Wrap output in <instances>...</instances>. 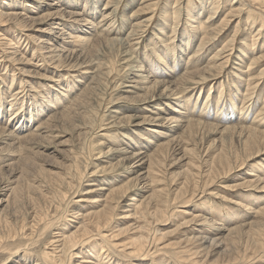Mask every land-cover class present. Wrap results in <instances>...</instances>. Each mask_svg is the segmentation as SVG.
I'll list each match as a JSON object with an SVG mask.
<instances>
[{
  "label": "rangeland",
  "instance_id": "374dc122",
  "mask_svg": "<svg viewBox=\"0 0 264 264\" xmlns=\"http://www.w3.org/2000/svg\"><path fill=\"white\" fill-rule=\"evenodd\" d=\"M88 1L91 4L89 3L87 8L100 3L101 8L105 2ZM154 1L116 0L119 6L113 28L122 32L118 31L111 36L121 37L131 31L132 26L127 23V19L133 13V23L138 22L134 19H147L150 11L146 5L148 7V4ZM165 1H160L154 20L148 23V31L144 35L142 32L143 36L139 35L140 42L131 45V49L126 48L120 40L111 41L110 44L105 37L111 36L105 35L96 39L84 53L77 50L61 54L63 56L60 60L56 58L54 65L51 61V65L48 62L41 67L29 64L32 73H27L28 77L18 74L15 76L16 91L22 89L19 84L20 79L24 78L25 93H22L26 98L23 105L17 102L18 104L13 106L14 110L10 111L8 110L11 104L5 102V108L3 99L4 112L0 115V264H5L9 259H12L9 264H194L192 259L199 260L201 264H232L237 261L244 263L249 258H253L250 264H264V212H255L251 208L254 201L259 205L258 210L264 207V190L246 181L250 179L248 173L252 172L253 168L254 173H264V152L245 161L257 152L258 148L254 145L246 146L248 132L241 130L248 127L264 130V115L261 118L258 116L261 111L264 112V30H259L260 25L264 24V19L260 18L264 14V0H216L215 4L219 9L215 14L209 12V3L204 0H179L177 9H180L182 26L178 27L173 44L181 45L185 36L192 39L191 44L186 54H182L184 60L179 62L181 66L177 64V69L173 67L167 71L164 66L160 67L161 74H166V79L173 75L170 79H177V84L173 86L168 81L163 82L165 85L155 87L152 84L148 88H140L137 79L133 78L135 74L140 73L129 66L135 61L127 60L126 54L128 50L135 48V51H132L134 58L144 61L146 55L155 52L159 39H156L154 33L165 37L158 31L160 10L166 6ZM62 2L64 1L58 3ZM190 3L193 7L196 6L195 9L192 7V10L198 12V17L202 20H198L201 28L206 27L198 32L200 37L197 42L193 41V33L185 35L190 27V22L188 24L185 17L187 4L189 6ZM72 4L73 8L79 6L76 11L86 8L84 0ZM4 6V1L0 0V10H3ZM238 6L243 9V16L240 18L236 15L228 25L226 21H223L225 25L222 24L231 7L237 9ZM55 7L46 11L41 8L38 10L40 12L29 14L50 12L56 9ZM64 7L63 5L60 9ZM100 8L95 10L94 15L97 17L99 29L102 30ZM16 9L25 13L31 10L27 3L18 5ZM113 9H109V12ZM67 10L73 9L68 7ZM250 10L255 15L247 21ZM55 17L64 19L60 14H52L49 22ZM66 18L69 19L68 16ZM47 23L43 18L39 24L35 22L34 29L47 28ZM219 26L223 30L216 34ZM169 32L174 35L172 28ZM39 35L47 39L46 43L51 40L46 35ZM204 35L210 40L197 53L200 38ZM33 44L31 42L28 48L30 57ZM245 49L250 52L246 53ZM217 51H224L220 57L225 56L224 64L218 66L214 64L223 60H218ZM191 54L194 55L189 60ZM199 59V65L191 64ZM139 64L140 62L135 63ZM157 65L156 63L154 67ZM21 66L24 65L20 64L16 69L21 71ZM55 66L57 70L54 69ZM147 67L148 63L144 69ZM29 68L27 67V70ZM84 71L93 74H90V77L83 74ZM8 72L9 69L2 65L1 73ZM186 72L193 79L179 81ZM71 74L76 75L77 79L72 90L67 93L66 98L63 96L58 99L62 103L55 104L57 108L48 109L49 97L54 99L59 96H53V84L59 81L66 88ZM6 76L12 80L11 72ZM192 80L199 82L193 83ZM127 85L137 88L133 89V92ZM254 85L257 86L252 89ZM166 86H170L168 89L180 88L185 92L184 96L188 100L185 101L183 115L176 111L180 110L178 103L173 105L174 109L166 106L168 100L171 104L176 101L168 98L169 90L168 93L167 90L164 91ZM2 88L4 85L0 82V89ZM58 88L60 90V87ZM39 89L44 97L39 94ZM209 92H212L211 98H208ZM163 103V109H167L166 115L154 107ZM20 105L22 106L19 107ZM15 113L17 118L14 120V116H11ZM159 116H187L194 119L190 123H196L189 126L184 122L183 125L181 119L174 122V119H158ZM229 125L233 130L227 128ZM261 145L264 146V141ZM117 149L128 151L123 153L124 151L118 152ZM139 149L148 152L143 161L140 160L142 156L134 155V151ZM256 159H260L257 162L263 161V164L252 163ZM131 164H134L132 168ZM148 169L151 172L143 178L141 173ZM100 188L102 190H99ZM126 188V197L120 199L122 195L116 193V190ZM242 192H247L245 199L240 198ZM108 193L111 197L105 198ZM257 194L260 195L259 200L254 197ZM202 200L206 205L201 210L195 209L197 203ZM234 201H241L247 206L240 203L244 208L240 204H233ZM110 203L112 206H109ZM140 203L142 205L136 214L127 211ZM105 207L112 208L111 215L116 214L108 224L109 231L106 234L119 233L125 227L130 228L129 233L124 235L123 232L117 240L114 237H96L93 246L82 245L83 238L74 241L68 239L72 234L82 237L83 230L92 225L86 215ZM229 207L231 213L227 212ZM213 208L216 214L210 215ZM198 213L209 218L211 225L200 226L188 222L193 218L192 215ZM234 216L235 219H230ZM217 225L226 228L212 231ZM138 230L142 239L140 241L143 243L142 249L145 251H139L140 256L137 253L136 257L129 255L130 240L125 237ZM202 235L211 238L204 242L201 240ZM56 239L59 242L54 243ZM102 244L105 245L104 250L101 249ZM125 245L127 246L124 247ZM56 246L57 249L54 248ZM75 252L80 256H76ZM24 255L28 257L26 262ZM60 256L65 260L60 261Z\"/></svg>",
  "mask_w": 264,
  "mask_h": 264
},
{
  "label": "bare ground",
  "instance_id": "6f19581e",
  "mask_svg": "<svg viewBox=\"0 0 264 264\" xmlns=\"http://www.w3.org/2000/svg\"><path fill=\"white\" fill-rule=\"evenodd\" d=\"M4 1V8L3 10H0V82H2V84L4 85V88L0 89V115L3 114L4 110L3 108L5 107V102H9L11 104V108L8 110L10 111L11 109H13V106H16L19 102L22 104L23 102H25V98L26 96L23 94L25 92L24 89H25V83L23 84V80L24 78L20 79V88L22 89H19V86H18V91L15 90L14 86H15V76L18 74L19 76L21 75H25L26 77H28L29 75H26L27 73H32L31 69L32 68H29V64L31 66H33V64L35 65V67H41L43 66L44 63H48L49 61H51L54 64L55 63V60L56 58H58L60 60L61 54H67L68 52L70 51H77L78 52H81V53H84L85 51H87L89 48L90 45H92L96 39H99L100 37H103L105 35H113L115 33H118V31L122 32V30H116L113 28L115 22H116V16L115 14L117 13V10H118V6L119 4L116 2V0H105V2L103 3L104 5L101 6L100 8V4L99 5H96L93 7H89L87 8L88 4L90 3L88 0H84V7H86L84 10L82 11H76L75 9H77L79 6H77V8H73L74 7V4L72 3H78L79 0H63L64 2H62V4L58 3L62 0H3ZM78 1V2H77ZM98 1V0H97ZM101 1V0H99ZM160 1L161 0H155L154 2H150L148 4V7L146 5V8L149 9L150 11V14H148L146 17L147 19H142L141 21L137 20V19H134L138 22L136 23H133V20H131V18L133 19L135 14L133 13L128 19H127V23H131V31H129L128 33H124L125 37L123 38V36L121 37H118V36H111V37H105V40L106 41H110V44H111V41H117V40H120L122 41V43L124 45H126L125 47L128 48V49H131V45L133 46L134 44H138V42H140V39L141 37H139V35H141V33L144 35V33L146 31H148V23L152 22V20H154V16L155 14L157 13V10H158V7L160 5ZM206 1V3H209V6L207 8L209 10V12L211 11L212 13H217L218 12V9H219V6L216 5V0H204ZM240 0H236L235 2H239ZM94 2V1H93ZM102 2V1H101ZM173 2L174 0H166L165 3H166V6L163 7V9L160 10V22H159V28H158V31L160 34H164V36L166 37H160L158 36V33H154L156 35V39H159L157 44H156V48H155V52L152 51V53L150 52V54L146 55V61H138L134 58L133 54H132V51H135V48H132L131 51H127V54H126V59L127 60H132L134 59V63H131L129 66H131L133 68L134 71H138L140 74H135V76L133 78H136L137 79V84L138 86H140V88H148L149 85L151 86H160V85H165L163 82H167L168 81L173 84V86L175 84H177V79L176 80H173V79H170L171 77H173V75L169 76L170 78H165L166 77V74H161V65L162 67L164 66V68L168 71L172 70L173 67H175L177 69V64L179 66H181L182 64L179 63L180 61H183V56L182 54H186L187 50H188V46L191 44V40L185 36L184 38H182V41L183 43L181 42V45H178L177 43L176 44H173V40L176 39V36H177V30H178V27L182 26V18H181V14L179 13V10L180 9H177L178 6L180 5V1L179 0H175L174 2V5H173ZM22 3H27L29 5V7L31 8V10L29 12H18V10L16 9V7ZM82 3V1H81ZM96 3V2H95ZM216 3V4H215ZM91 4V3H90ZM93 4V3H92ZM225 4V3H224ZM3 5V4H2ZM1 5V7H2ZM65 6L67 7H70V9H73V10H67L65 7L63 9H60L62 6ZM83 5V4H82ZM55 6H59V7H55ZM90 6V5H89ZM173 6V7H172ZM24 7V6H23ZM26 7V6H25ZM52 7H55L56 9H54L53 11H50V12H42L41 14H29V13H36V12H40L38 11L39 9L41 10V8H43V11H46L47 9H51ZM76 7V6H75ZM128 8V6H126ZM192 7L193 5H190L188 6L187 4V14H186V22H190V27L187 28L188 29V33H185V35L189 34L190 33H193V41L195 42L197 40V38L200 37V35L198 34V32H200V30L203 28H201L200 26V22L198 20L199 19V15H198V12H194L192 10ZM203 7V6H202ZM210 7V8H209ZM22 8V7H21ZM83 8V6H82ZM100 8V11H99V14L102 15V19L100 21V23L102 22L103 25H101V29L100 30L99 28V23H97L96 19L97 17L94 15L96 12L95 10ZM111 8H114L112 10V12H109V9ZM174 8V9H173ZM194 9L196 8L193 7ZM204 8V9H205ZM237 9H235V7H231V10L230 12L226 15V17L222 20L223 21H226V24L228 25V23L231 21L232 17H235L236 15H239V17L241 18L243 16V9L241 8V6H238L236 7ZM24 9V8H23ZM205 9V10H207ZM93 11L92 13H87V11ZM127 10V9H126ZM199 10V9H197ZM204 10V12H205ZM185 11V10H184ZM239 11V12H238ZM200 12V10H199ZM203 12V11H202ZM201 12V13H202ZM207 12V11H206ZM199 13V14H201ZM52 14H60L61 16H64V19L61 18V17H55V18H52V22H49V18ZM98 14V16H99ZM36 15V16H35ZM203 15V14H202ZM254 12L253 11H249L248 12V18H246L247 21H249L250 18L254 17ZM69 17V19H67L66 17ZM43 18L46 19V21H48L47 25L48 27L47 28H40V29H34L36 27L35 25V22H37V24H39L40 22H42ZM260 18H263L264 19V14L260 17ZM211 19V18H210ZM59 20V21H58ZM29 21H33L32 23H29ZM202 21V20H200ZM253 21H256V20H253ZM185 22V23H186ZM108 23V24H107ZM32 25V27H30V25ZM54 24V25H53ZM107 24V25H106ZM187 24V23H186ZM222 24L225 25V22H223ZM106 25V26H105ZM204 25V24H203ZM223 25V26H224ZM226 25V26H227ZM255 25V23H254ZM105 26V27H103ZM188 26V25H187ZM225 26V27H226ZM128 27V26H127ZM185 27V26H184ZM208 27V26H207ZM221 26L218 27V31L216 32V34L220 33L223 28L221 29L220 28ZM170 28L173 29V34L174 35H170ZM206 28V27H205ZM205 28H203L205 30ZM34 29V31H33ZM42 29V30H41ZM157 29V28H156ZM184 29V28H183ZM186 29V30H187ZM263 29L264 30V24H261L260 25V28L259 30ZM19 30V31H18ZM56 30V31H54ZM185 30V31H186ZM202 30V31H204ZM125 32V31H124ZM54 33V34H53ZM207 33V32H206ZM39 34H42V35H46L47 37H50L49 39H51L50 41H47V39L45 38H42L40 37ZM141 35V36H143ZM190 36V35H189ZM38 37V38H37ZM68 38H71L68 39ZM175 38V39H174ZM38 40L39 43H36L35 40ZM56 39V41H54ZM201 41H200V44L198 46V49H197V53L199 51H201L203 48H204V45L206 43L209 42L210 38L205 37V35L200 38ZM54 41V42H53ZM98 41V40H97ZM181 41V40H179ZM186 43H185V42ZM32 42V47H33V53H31V57H30V54H29V51H28V48L31 46L30 43ZM57 42V43H55ZM197 42V41H196ZM10 43V44H9ZM117 43V42H116ZM255 43V42H254ZM103 44V43H102ZM173 44V45H171ZM253 44V43H252ZM116 45V44H115ZM108 46V45H107ZM121 46V45H120ZM224 46L227 48L228 46L226 44H224ZM31 47V48H32ZM247 48V47H246ZM31 50V49H30ZM180 50V51H179ZM247 50V49H245ZM119 51V50H118ZM126 51V50H124ZM123 51V52H124ZM244 51V50H243ZM180 52V54H179ZM224 51H217V56H218V60L222 59L223 61L220 62V63H216L214 65L218 66V65H222L224 64V61H225V56L223 57H220L222 54H223ZM247 52H250V51H246ZM87 54V52H86ZM245 54V53H244ZM189 55V53H188ZM194 55V54H193ZM193 55L191 54V56H189V60L192 59ZM57 59V60H58ZM247 59H249L247 57ZM36 61V62H35ZM41 61V62H40ZM200 59L199 60H196V61H193L191 62L192 65H199L200 63ZM256 61V60H255ZM58 62V61H57ZM136 62H140L139 65H135ZM147 62L148 63V67L146 69H144V66L145 63ZM252 62H254L252 60ZM36 63V64H35ZM158 64L157 67H154L155 64ZM24 65L23 67L21 66L20 67V70L21 71H18L16 69V66L18 65ZM49 64L51 65V63L49 62ZM243 64V63H242ZM253 64V63H252ZM251 64V66H252ZM2 65H5L6 66V69L8 70L9 69V72H11L12 74V80H9L11 78H9L8 76H6L8 73H1V66ZM80 65V64H79ZM87 65V64H85ZM57 66L59 67L58 63H57ZM243 66V65H242ZM27 67L29 68L27 70ZM48 67V65L46 66ZM90 67V66H89ZM5 68V67H4ZM149 68V69H148ZM54 69L57 70V67L55 66ZM91 69V68H89ZM48 69H46L47 71ZM53 70V69H52ZM198 70V69H197ZM22 71H25L24 73H22ZM71 71V70H70ZM92 71V69H91ZM176 71V70H175ZM3 72V71H2ZM6 72V71H5ZM61 72V71H60ZM85 72V71H84ZM147 72V73H146ZM35 73L36 70H35ZM65 73V72H64ZM145 73V74H144ZM170 73V72H169ZM48 74V73H47ZM54 74V73H53ZM70 74V73H69ZM83 74H87L88 76H90V74H93V72H85ZM251 74V73H250ZM56 75V74H55ZM64 74H62L63 76ZM49 76V75H48ZM57 76V75H56ZM71 77V80L70 78L67 80V87L64 88L62 83L61 82H57V83H54L53 84V93L55 95H59L57 96L56 98L54 97H49V100H48V109H52V108H57L55 106V104H61L62 101L61 100H58V99H61L63 98V96H67V93L70 92L72 90V86L73 84H75V80L76 79V75L74 74H71L70 75ZM58 77V76H57ZM65 77V76H64ZM67 77V76H66ZM69 77V75H68ZM91 77V76H90ZM132 78V77H131ZM165 78V79H164ZM26 79V78H25ZM63 79V78H62ZM193 78H190L189 77V73H185V75H183L181 78H179V81H189ZM244 79V78H243ZM253 79V78H252ZM251 79V80H252ZM17 80V79H16ZM72 81L71 83L69 82ZM27 81V80H26ZM81 81V80H80ZM254 81V80H253ZM25 82V81H24ZM38 82V81H37ZM63 82V80H62ZM66 82V81H65ZM193 83H198L199 81H195V80H192ZM191 82V83H192ZM35 83V82H34ZM41 83V82H40ZM33 83L30 84V86H32ZM38 84V83H37ZM71 85V86H70ZM258 85V84H257ZM256 85V86H257ZM17 86V85H16ZM15 86V87H16ZM39 86V84H38ZM60 87V90L58 87ZM70 86V87H69ZM128 87H131L132 90L134 92V90H136L135 88H137L136 86H133V85H127ZM255 85L253 86L252 89H254L256 87ZM3 87V86H2ZM24 87V89H23ZM52 87V85H51ZM50 87V88H51ZM163 87V86H162ZM170 87V86H169ZM168 86H166V88L164 89L167 90V93H168V90H169V93L167 94L168 98L169 99H173L176 100L175 103H172L171 104V101L168 100L169 102L166 103V106H168L170 109L173 108L174 109V106L173 105H177L178 103V107L180 106V110L178 111V109L176 110L178 113L182 114V112L184 111L185 109V106H186V102L188 100L187 97L184 96V93H183V89H180V88H177V89H174V88H171V89H168L169 88ZM179 87V86H178ZM29 88V87H28ZM33 88V86H32ZM31 88V89H32ZM43 88V85L42 87ZM127 88V87H126ZM52 89V88H51ZM134 89V90H133ZM153 90V89H152ZM16 91V92H15ZM32 91H34L32 89ZM37 91V89H36ZM156 91V89L154 90ZM23 92V93H22ZM51 92V93H52ZM221 92V91H220ZM27 93V92H26ZM32 93V92H31ZM35 93V92H33ZM42 93V90L39 89V94ZM59 93V94H58ZM162 93H164L162 91ZM224 93V92H223ZM255 93V92H254ZM20 94H23L22 96H20ZM29 94V93H28ZM43 94V93H42ZM41 94L42 97H44L43 95ZM62 94V95H61ZM147 94V93H146ZM33 95V94H32ZM36 95V93H35ZM45 95V94H44ZM149 95V93H148ZM142 96V95H140ZM210 96H212V92H209V95H208V98H211ZM33 97V96H31ZM37 97V96H36ZM40 97V96H39ZM37 97V98H39ZM153 98V97H152ZM207 98V99H208ZM231 98V97H230ZM3 99L4 100V103H3ZM41 99V98H40ZM45 99V98H44ZM217 99V97H216ZM35 100V99H34ZM46 100V99H45ZM139 100V99H138ZM143 100V99H142ZM190 100V99H189ZM213 100V99H212ZM37 101V100H36ZM40 101V100H39ZM43 101V100H42ZM18 102V103H17ZM121 102V101H120ZM206 102V100H205ZM204 102V103H205ZM2 103H3V106L2 107ZM27 103V102H26ZM38 103V101H37ZM32 104V103H31ZM41 104V103H39ZM44 104V103H43ZM122 104V103H120ZM210 104V103H209ZM216 103H214L215 105ZM233 104V103H232ZM257 104V103H256ZM23 105V104H22ZM22 105H20L19 107H21ZM30 105V104H29ZM28 105V106H29ZM42 105V104H41ZM157 106H154L156 109L158 108L161 112H163L164 114L167 112V109H163V105H165L164 103L163 104H156ZM206 105V103H205ZM208 105V104H207ZM36 106V105H35ZM8 107V106H7ZM18 107V108H19ZM33 107V106H32ZM37 107V106H36ZM47 107V105H46ZM206 107V106H205ZM6 108V107H5ZM17 108V109H18ZM25 108V106H24ZM233 108V107H232ZM29 109V107H28ZM35 109V108H34ZM41 109V108H40ZM155 109V110H156ZM172 109V111H173ZM183 109V110H182ZM218 109V107H217ZM216 109V110H217ZM238 109V108H237ZM240 109V108H239ZM238 109V110H239ZM264 109V108H263ZM26 110V109H25ZM38 110V109H37ZM243 110V109H242ZM33 111V109H32ZM197 111V110H196ZM214 111V110H213ZM6 112V111H5ZM23 112V111H22ZM26 112V111H25ZM114 112H120V111H114ZM174 112V111H173ZM211 112V111H210ZM235 112V111H234ZM241 112V111H240ZM18 113V111H17ZM33 113V112H31ZM37 113V112H36ZM187 113V111H186ZM16 114V113H15ZM12 115L11 117L14 116V120L17 118V114L16 115ZM39 114V112L37 113V115ZM156 115H160V114H157L155 113ZM211 114V113H210ZM217 114V113H216ZM240 114V113H239ZM246 114V113H244ZM26 115V114H25ZM28 115V114H27ZM36 115V116H37ZM166 115V114H165ZM164 115V116H165ZM183 115V114H182ZM202 115V114H201ZM248 115V114H247ZM264 115V112L261 111L258 116H263ZM35 116V115H34ZM163 116V115H162ZM213 116V115H212ZM243 116V115H242ZM2 117V116H1ZM32 117V116H31ZM167 117V116H166ZM166 117H160L158 119H165V120H173L174 119V122L175 121H178L181 119L182 121V124L184 125V122L187 123V125L191 126L192 123H190L191 121H194L193 118H188L187 116L185 117H173V118H166ZM200 117V116H199ZM226 117V116H224ZM238 117V115H237ZM259 118V117H257ZM259 118V119H260ZM12 119V118H11ZM158 119H155L158 120ZM220 119V118H219ZM226 119V118H225ZM239 119V118H238ZM237 119V120H238ZM241 119V118H240ZM258 119V120H259ZM31 120V119H30ZM0 122H1V118H0ZM221 122V121H220ZM190 123V124H189ZM196 122H194L193 124H195ZM198 123V121H197ZM201 123V122H200ZM223 123V122H222ZM192 124V125H193ZM197 126V124H196ZM41 127V126H40ZM220 127V126H219ZM236 126H234L235 128ZM227 128H233L231 127V125H229V127L227 126ZM237 128V127H236ZM168 129V128H167ZM243 129L246 130L248 132V135H247V143H246V146H256V148H258V151L253 153L251 156H249L245 161L247 160H250V157H255V156H259L261 153L264 152V146L261 145V143L264 141V130H259L257 128H253V127H248V128H242V132H243ZM233 130V129H232ZM8 133V132H7ZM158 133H161V132H158ZM243 135V134H242ZM18 137V136H16ZM154 137V136H153ZM241 137V136H240ZM142 139V138H141ZM146 139V138H145ZM149 139V138H148ZM243 140V138H242ZM151 142V140H150ZM149 142V143H150ZM148 143V144H149ZM139 145V142L137 143ZM136 144V145H137ZM147 144V143H146ZM147 144V145H148ZM138 145L136 147H138ZM141 145V144H140ZM152 145V144H151ZM134 146V145H133ZM253 146V147H254ZM124 147V146H123ZM140 147V146H139ZM143 147V146H142ZM122 148V147H121ZM145 148V146L143 147V149ZM123 149V148H122ZM122 149H117V151H124ZM138 149V148H137ZM141 150L139 149V151H134V155L135 157L137 155H140L142 156V158H140V160H145V156L147 155L146 153V150ZM146 149V148H145ZM148 149V148H147ZM132 150V149H131ZM128 151V150H126ZM126 151H124L123 153H125ZM133 157V158H135ZM262 158V157H261ZM132 159V157H131ZM260 159H256V160H253V162H257L259 161ZM264 160V158H263ZM257 163H260L261 165L263 164V161H260V162H257ZM145 163L143 162V165ZM260 165V166H261ZM134 166V164H131V168ZM142 167V166H141ZM255 167H256V164H255ZM258 168V167H257ZM256 168V169H257ZM149 170V169H148ZM146 170L144 172H142L141 174H143V178L144 177H147L148 176V173H150L151 171L149 170ZM258 170V169H257ZM260 170V169H259ZM252 172H249V176H250V179H246V181L250 184H256L258 187H260L261 189L264 190V173L262 174H258V173H254L253 169H251ZM134 180V178H133ZM148 183V181H146ZM149 185V184H148ZM127 189H123V190H116V193H118L119 195L121 194L122 196H120L122 198L126 197L124 194L127 192ZM99 190H102L101 188ZM123 191V193H122ZM247 191V190H246ZM121 192V193H120ZM242 197L240 198H244L247 197V192L241 194ZM262 196V195H261ZM264 196V195H263ZM262 196V198H263ZM107 197H111L110 193L107 194ZM113 197V196H112ZM256 199L259 200L260 198V195L257 194V196H254ZM253 197V198H254ZM112 199V198H111ZM241 199V200H242ZM255 199V200H256ZM109 200V199H108ZM247 200V198H246ZM249 200V199H248ZM118 201V200H117ZM121 201V200H119ZM244 201V200H243ZM89 202H92V201H89ZM109 202V201H108ZM112 202V200H111ZM165 202V201H164ZM249 202V201H248ZM114 203H116L114 201ZM233 202H230V204H232ZM240 204L242 203L241 201H234L233 204ZM250 203V202H249ZM257 201H254V203H250L251 205H253L251 208L253 209V211L255 212H264V207H262L260 210H258V206L256 204ZM261 203V202H260ZM166 204V203H165ZM226 204V203H225ZM243 204V203H242ZM245 204V203H244ZM243 204V205H244ZM249 204V205H250ZM256 204V205H255ZM109 205V204H108ZM142 205V203L140 204H135V206H132L134 208L130 209V210H127V211H133V214H136L137 213V209L140 208ZM206 205V202L204 200L200 201L199 203H197L196 207H194L195 209H198V210H201V208L203 206ZM109 206H112L111 203ZM116 206V205H115ZM238 206V205H236ZM240 206H242L240 204ZM247 205L245 204V207ZM126 207V206H125ZM131 207V206H130ZM244 207V206H242ZM244 207V208H245ZM250 207V206H248ZM115 208V207H114ZM231 207H229L227 209V212L228 213H231ZM240 208V207H238ZM142 209V208H141ZM160 209V207H159ZM233 209V208H232ZM250 209V210H252ZM111 210L112 208L111 207H105L104 209H100V210H96V211H92L90 213H88L86 215V217L89 218V222L92 223V225H90L89 227H87L82 235V237H79L78 235L76 236V234H72L70 237L68 236V239L70 241H74V240H77V239H82L83 238V241L81 242L82 245H91L93 246L95 244V241L96 240V237H98L99 239L100 238H113L114 239H118L120 236H122V233L124 232V235L129 233L130 232V228L129 227H125L124 229H122V231H119V233H116V234H113L111 233V235H108L106 234L107 231H109V225L110 222L113 220V217L116 215V214H113L111 215ZM204 210V209H203ZM143 211V209H142ZM115 212V210H114ZM197 212V211H196ZM234 212V211H232ZM195 213V212H194ZM216 214V210L213 208L212 211L209 213L210 215H213V214ZM236 213V212H235ZM241 213V212H240ZM251 213V211H250ZM253 213V212H252ZM251 213V214H252ZM118 214V213H117ZM209 215V216H210ZM231 215V214H230ZM237 215V214H236ZM128 216V215H126ZM193 218L191 220H188V222H191L193 224H196V225H200V226H210L211 222L209 221V218L205 217L203 214L201 213H198V214H194L192 215ZM229 216V215H228ZM226 218V217H225ZM230 219H235V216L233 218H230ZM225 221V220H224ZM228 221V220H227ZM233 221V220H232ZM229 222V221H228ZM227 223V222H226ZM229 224V223H228ZM223 225V224H222ZM221 225V226H222ZM227 226V225H226ZM78 228V227H77ZM226 227H220V226H215L212 231H221L223 229H225ZM81 229V228H80ZM209 229V228H208ZM124 230V231H123ZM196 230V229H194ZM200 230V229H199ZM82 231V232H83ZM86 231V232H85ZM210 231V229H209ZM81 232V231H79ZM138 231H136V233H133L131 235H127L125 237V239H128L130 240V242H128L129 245V255L131 256H138L137 253H139V256H140V252L141 250L145 251V249H142L143 247V243L140 241L142 239H140V236L138 235ZM138 235V236H137ZM142 235V234H141ZM143 236V235H142ZM97 238V239H98ZM143 238V237H142ZM199 238V237H197ZM211 237L207 236V235H202V241H208ZM144 240V239H143ZM105 241V240H104ZM55 242H59V240H55ZM107 242V241H106ZM99 243V242H98ZM74 244V243H73ZM147 243H145L146 245ZM51 245V244H50ZM69 245H71V248H72V244L70 243ZM75 245V244H74ZM73 245V246H74ZM127 245H125L124 247H126ZM147 246V245H146ZM76 247V246H74ZM97 248V246H95ZM123 247V248H124ZM55 249L58 248V246L54 247ZM84 248V247H83ZM166 248V247H165ZM53 249V250H55ZM63 249V248H62ZM73 249V248H72ZM101 249H105V245L102 244L101 246ZM108 250V249H107ZM106 250V252H107ZM119 250V249H118ZM17 251V250H16ZM20 251V250H18ZM17 251V252H18ZM125 251V250H124ZM140 251V252H139ZM155 251V250H154ZM11 252V251H10ZM55 252V251H54ZM105 252V251H104ZM56 253V252H55ZM77 253V252H75ZM93 253V252H92ZM100 253V252H99ZM156 253V252H154ZM105 254V253H104ZM149 254V253H148ZM147 254V255H148ZM158 254V253H156ZM63 255V253L61 254ZM109 255V254H108ZM57 256V254H56ZM70 256V255H69ZM74 256V255H73ZM76 256H80L77 255ZM97 256V255H96ZM72 257V256H71ZM159 257V256H158ZM75 258V257H73ZM89 258V257H88ZM98 258V257H97ZM23 259L25 260L26 262V259L28 260V257L26 255H24ZM100 259V258H99ZM253 258H249L248 261L244 262V263H239L238 261L237 262H234L232 264H250L253 260ZM12 259H9L8 261H6V263L8 262H11ZM65 260V258L63 256H60V261H63ZM93 260V259H92ZM184 260V259H183ZM194 261V264H201L200 261L198 260H195V259H192ZM207 260V258H206ZM252 260V261H250ZM95 261V260H94ZM65 262V261H64ZM188 262V261H187ZM5 263V264H6ZM79 262H75V264H78ZM203 263V262H202ZM205 263V262H204ZM207 263H209L207 261ZM211 264H213L212 262H210ZM3 264V263H2ZM9 264V263H8ZM60 264H64L63 262H61ZM70 264H74L73 262L70 263ZM120 264V263H119ZM157 264V263H156ZM192 264V262H191Z\"/></svg>",
  "mask_w": 264,
  "mask_h": 264
}]
</instances>
